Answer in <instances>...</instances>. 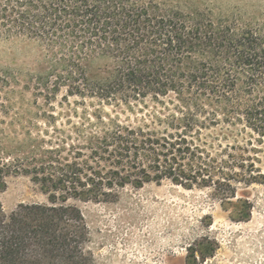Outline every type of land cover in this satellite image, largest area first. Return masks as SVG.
<instances>
[{
	"label": "trees",
	"instance_id": "trees-1",
	"mask_svg": "<svg viewBox=\"0 0 264 264\" xmlns=\"http://www.w3.org/2000/svg\"><path fill=\"white\" fill-rule=\"evenodd\" d=\"M0 35L39 45L43 62L33 82L48 101L62 89L64 99L100 105L158 102L172 93L189 109L151 125L112 121L88 135L80 126L55 139L30 137L19 151H3L0 193L8 176L21 174L47 202L20 204L10 213L0 203V264H96L86 251L90 229L77 202L111 203L128 187L169 181L210 189L225 204L237 196V184L264 186V172L254 164L261 151L248 148L252 140L222 149L216 141L224 137L199 132L207 121L219 122L218 112L203 121L197 115L208 113L206 102L222 112L239 94L251 95L236 120L257 146L264 144L259 36L243 31L217 39L211 26L135 0H0ZM237 214V221L248 220L251 204L242 201Z\"/></svg>",
	"mask_w": 264,
	"mask_h": 264
},
{
	"label": "rangeland",
	"instance_id": "rangeland-1",
	"mask_svg": "<svg viewBox=\"0 0 264 264\" xmlns=\"http://www.w3.org/2000/svg\"><path fill=\"white\" fill-rule=\"evenodd\" d=\"M135 1L180 13L191 25L211 26L217 39L248 31L262 38L264 46V0ZM218 51L224 53L225 48ZM42 62L41 48L27 37H0V154L19 151L30 137L55 139L62 131L73 135L74 128L80 126L88 135L112 121L133 127L151 125L180 118L189 110L172 93L158 102L148 98L127 105H100L93 99H64L66 91L62 89L48 101L33 82V77L40 75ZM249 99L251 95L239 94L233 108L222 112L206 102L208 113L197 114L198 118H211L214 110L219 122L212 126L207 121L199 132L224 137L216 141L222 149L245 146L251 139L248 148L261 151L251 153L258 159L254 164L264 172V144L257 146L256 136L250 138V130L236 120L242 117L236 111ZM6 182L7 188L0 193L6 213L20 204L47 202L28 176L12 174ZM236 188L237 196L225 204L210 189L187 190L169 181L140 189L128 187L111 203L77 202L90 229L86 251L96 264H264V186L237 184ZM244 200L251 204V215L246 221H237Z\"/></svg>",
	"mask_w": 264,
	"mask_h": 264
}]
</instances>
